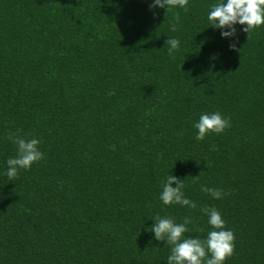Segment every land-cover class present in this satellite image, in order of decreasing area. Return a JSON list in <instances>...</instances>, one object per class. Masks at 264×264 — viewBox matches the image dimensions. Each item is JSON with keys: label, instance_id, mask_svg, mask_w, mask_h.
I'll return each mask as SVG.
<instances>
[{"label": "trees", "instance_id": "trees-1", "mask_svg": "<svg viewBox=\"0 0 264 264\" xmlns=\"http://www.w3.org/2000/svg\"><path fill=\"white\" fill-rule=\"evenodd\" d=\"M218 2L0 0V264H167L154 218L204 239V207L234 232L225 264H264V25L223 37ZM217 111L230 127L197 140ZM17 130L44 158L9 180ZM169 175L197 208L163 203Z\"/></svg>", "mask_w": 264, "mask_h": 264}, {"label": "clouds", "instance_id": "clouds-1", "mask_svg": "<svg viewBox=\"0 0 264 264\" xmlns=\"http://www.w3.org/2000/svg\"><path fill=\"white\" fill-rule=\"evenodd\" d=\"M188 2L189 0H154L150 7L166 8V15L176 7L187 10ZM174 18L179 23L178 12L175 13ZM207 19L211 22V26L225 29L221 33L223 37L235 36L236 25H245L242 30L248 33L249 38L253 29L264 25V0H219L211 6ZM171 30L176 31V24L171 25ZM166 45H168L169 55H173L174 51L179 49L180 42L177 38H168ZM230 47L236 49V44L233 43ZM194 127L198 129L196 139L203 140L210 132L219 134L230 127V118H225L218 111L202 113ZM20 131L9 133L8 136L9 140L17 146V155L7 160L6 175L9 180H14L20 169H30L33 163L44 158V153L38 147L42 141L22 136ZM199 176L194 177V182L199 180ZM183 180L175 175H169L166 181L162 182L160 199L165 205L179 204L195 209L196 202L184 194ZM201 190L215 199L226 195L222 189L206 185H202ZM201 211L207 214L208 224L212 228L204 239L198 236L185 238L184 234L190 231L188 226L193 223L190 216H185L182 223H177L171 216L157 215L154 218L156 222L151 226V231L155 233V239L166 240L165 246H170L171 249L167 264H225V261L234 254L235 235L232 230L226 228L221 212L215 207H204Z\"/></svg>", "mask_w": 264, "mask_h": 264}]
</instances>
